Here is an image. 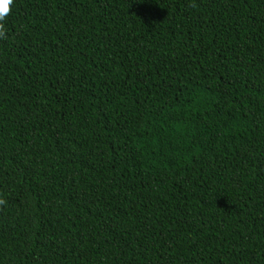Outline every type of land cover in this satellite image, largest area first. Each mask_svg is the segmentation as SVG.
<instances>
[{"label":"trees","instance_id":"16d2710c","mask_svg":"<svg viewBox=\"0 0 264 264\" xmlns=\"http://www.w3.org/2000/svg\"><path fill=\"white\" fill-rule=\"evenodd\" d=\"M0 264H264V0H14Z\"/></svg>","mask_w":264,"mask_h":264},{"label":"clouds","instance_id":"9594fccd","mask_svg":"<svg viewBox=\"0 0 264 264\" xmlns=\"http://www.w3.org/2000/svg\"><path fill=\"white\" fill-rule=\"evenodd\" d=\"M12 7L14 0H0V34L3 33V21L8 17Z\"/></svg>","mask_w":264,"mask_h":264}]
</instances>
